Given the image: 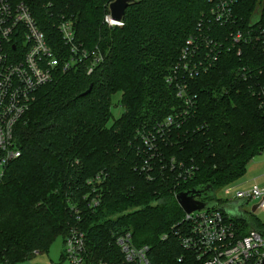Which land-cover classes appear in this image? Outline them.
Wrapping results in <instances>:
<instances>
[{"label":"trees","instance_id":"1","mask_svg":"<svg viewBox=\"0 0 264 264\" xmlns=\"http://www.w3.org/2000/svg\"><path fill=\"white\" fill-rule=\"evenodd\" d=\"M47 1L30 5L49 44L60 50L64 44L42 6ZM114 1L58 0V13L75 21L78 42L89 50L99 46L108 55L90 76L86 64L59 73L39 90L18 125L22 157L9 166L0 188V264H18L47 251L58 237L64 239L76 223L72 206L82 211L89 247L99 257L111 252L120 259L107 243L114 239L112 232L127 230L137 246L151 248L153 264H190V255L174 236L163 240L184 218L177 195L232 185L264 153V113L250 81L236 73L239 67H251L250 80H264L255 72L264 68V50L250 45L241 57L224 54L207 75L191 81L197 95L194 118L159 143L162 157L153 163L154 179L141 172L145 145L140 133L153 131L173 105L180 109L167 76L188 38L208 24L212 4L132 0L124 27L109 29L103 20ZM237 14L241 28L255 26L264 14V0L240 1ZM230 31L219 30L224 35ZM118 93L125 113L109 126L112 97ZM184 170L190 176L180 177ZM101 172L107 177L94 196L88 181ZM97 195L100 206L92 212L87 204ZM211 202V209L222 207L215 197ZM252 219L264 233V224Z\"/></svg>","mask_w":264,"mask_h":264},{"label":"built area","instance_id":"2","mask_svg":"<svg viewBox=\"0 0 264 264\" xmlns=\"http://www.w3.org/2000/svg\"><path fill=\"white\" fill-rule=\"evenodd\" d=\"M239 1L209 0L212 8L206 24L208 32L212 27L217 30L230 27L231 31L226 36L227 33L222 35L218 30V36L213 37L202 30L204 25H200L199 37L194 35L188 38L178 63L170 72L167 83L174 88L183 103V109L180 113L168 116L153 131L140 133L145 145L141 151L143 159L140 170L148 179H154L155 158L162 157L159 143L166 142L173 129L196 114L197 95L191 94L187 79L207 75L226 53L237 51V56H242L241 44L264 47V14L255 26L241 28L242 21L234 16ZM31 2L0 0V188L9 166L22 157L16 130L30 112L39 90L52 83L59 73L67 74L83 64H86L87 75L90 76L105 63L108 55L99 46L89 50L79 43L73 17L58 13V0H48L42 3L48 12V15L45 14L46 19L50 15L52 25L64 44L60 50L54 49L39 26ZM103 24L109 29L125 25L124 20H114L110 12L105 15ZM253 72L251 67H239L237 71L244 80L250 81L249 88L253 90L264 113V84L250 80ZM183 176H190V170H184L180 177ZM106 177L101 172L94 180L88 181L92 187L90 194L96 195L97 186ZM231 186L223 190L229 193ZM233 197L225 200V206L224 201H221L222 207L218 209L184 213V218L172 228L171 234L163 236V240L174 236L181 248L190 255V264H264V234L249 231L239 235L238 218L232 216V204L240 202H245L249 214L254 217L264 212V189L254 186L238 190ZM88 198L85 197V200ZM100 202V196L97 195L88 201L87 208L94 212ZM253 202L255 204L250 206ZM71 210L76 214V223L63 239L62 252V257L69 264H153L151 248L137 246L133 233L127 230L112 232L114 239L107 243L109 248L118 250L120 259L114 258L111 252L107 257L105 255L106 258L99 257L89 247L88 235L81 225L84 220L80 214L82 211L76 206H72Z\"/></svg>","mask_w":264,"mask_h":264},{"label":"rangeland","instance_id":"3","mask_svg":"<svg viewBox=\"0 0 264 264\" xmlns=\"http://www.w3.org/2000/svg\"><path fill=\"white\" fill-rule=\"evenodd\" d=\"M240 1H242V0H240ZM240 1L238 2L237 6L235 7V13H234V16L238 19H240V17L237 14V9L240 8ZM108 11L110 12V6H109ZM110 14H111V12H110ZM38 23H39V21H38ZM39 26H40V23H39ZM202 30L207 31V34L209 36H213V37L218 36V30L215 27H212L211 31H209V32H208V29L206 26H204L202 28ZM194 35L199 37V31L196 32ZM222 35H224V34H222ZM226 36H228V34H226ZM240 46H242L241 49H244L247 47L246 45H243V44H241ZM236 48H238V47H236ZM261 48L264 50V47H261ZM235 52H237V51H235ZM235 52H234V54H236ZM243 53H244V50H243ZM243 53H242V55H243ZM203 54H204V51L202 52V55ZM226 54H229V53H226ZM240 57H241V55H240ZM256 70H257V74H258L257 76L264 75V68L260 67L259 69L257 68ZM237 71H238V68H237ZM237 71H236V73H237ZM237 75H238V73H237ZM168 76H167V79H168ZM195 79L196 78L187 79L189 90H190L192 95H195V94H193V91L191 88V81H193ZM256 81H257V83H263L264 84V80H259V78H257ZM173 96H174L175 100L180 102V109H178V110L176 109L178 105H173V107H170V115L168 114L169 116H173L176 113H180L183 109V103L180 100V98L177 96V93L175 92V90H174ZM121 97H122V95L120 93H118L112 97V118L108 124L109 126H111L116 120L120 119L123 116V114L125 113L124 105L120 103ZM165 118H167V117H165ZM193 118L194 117H192L191 119H193ZM254 186H257L260 189H264V153L257 156L256 158H254L251 161V163L248 166L246 175L243 178H241L239 181L232 184L231 192L227 193L226 190L220 189L215 193V200L224 201L223 206H225L226 205L225 202H227L225 200L234 199L233 196L238 190H247V189H250ZM244 203L245 202L236 203L234 205L232 204L233 212H234V215H232L233 218L234 219L235 218L241 219V221H240L241 223H239V226H238L239 235H242V234L244 235V234L248 233L249 231L260 232V231L256 230L255 227L253 226V223H252L253 219H252V215L249 214V212H250L249 207L246 206ZM253 204H255V203L254 202L251 203L250 206H252ZM231 214H233V213H231ZM256 218L258 219V221H260L261 223L264 224V212L258 213L256 215ZM247 224H250V227ZM260 233H262V232H260ZM63 249H64L63 238L61 236V237H58L53 242V244L48 248L47 251L43 252L42 254L37 253V254H35L34 257H31L28 260H24L23 262H20L18 264H69L62 257Z\"/></svg>","mask_w":264,"mask_h":264},{"label":"water","instance_id":"4","mask_svg":"<svg viewBox=\"0 0 264 264\" xmlns=\"http://www.w3.org/2000/svg\"><path fill=\"white\" fill-rule=\"evenodd\" d=\"M132 4V0H115L110 5L111 16L114 20L122 21L126 9ZM91 88L85 94H88ZM215 197V191L212 186L196 188L177 195L176 200L185 214H191L195 211L209 210L213 207V202H204L202 199ZM201 200H198V199Z\"/></svg>","mask_w":264,"mask_h":264},{"label":"flooded vegetation","instance_id":"5","mask_svg":"<svg viewBox=\"0 0 264 264\" xmlns=\"http://www.w3.org/2000/svg\"><path fill=\"white\" fill-rule=\"evenodd\" d=\"M216 193V192H215ZM198 200H201L200 198L198 199ZM202 201H204V202H211V201H213V198H209V199H202Z\"/></svg>","mask_w":264,"mask_h":264}]
</instances>
